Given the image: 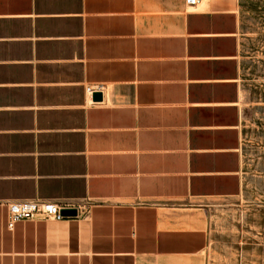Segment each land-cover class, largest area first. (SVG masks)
<instances>
[{
    "label": "crops",
    "instance_id": "1",
    "mask_svg": "<svg viewBox=\"0 0 264 264\" xmlns=\"http://www.w3.org/2000/svg\"><path fill=\"white\" fill-rule=\"evenodd\" d=\"M239 27V0H0V264H205L242 188ZM26 200L77 213L9 228Z\"/></svg>",
    "mask_w": 264,
    "mask_h": 264
},
{
    "label": "rangeland",
    "instance_id": "2",
    "mask_svg": "<svg viewBox=\"0 0 264 264\" xmlns=\"http://www.w3.org/2000/svg\"><path fill=\"white\" fill-rule=\"evenodd\" d=\"M242 188L208 210L205 264H264V0H239Z\"/></svg>",
    "mask_w": 264,
    "mask_h": 264
},
{
    "label": "built area",
    "instance_id": "3",
    "mask_svg": "<svg viewBox=\"0 0 264 264\" xmlns=\"http://www.w3.org/2000/svg\"><path fill=\"white\" fill-rule=\"evenodd\" d=\"M201 0H184L187 7H194L200 3ZM86 92L89 99L92 101L95 92H101L100 86L88 85ZM6 207V224L9 228H13L14 224L20 220L32 219L39 217L45 220H62L68 216L60 213L61 207L56 203L44 201H15L5 204Z\"/></svg>",
    "mask_w": 264,
    "mask_h": 264
},
{
    "label": "water",
    "instance_id": "4",
    "mask_svg": "<svg viewBox=\"0 0 264 264\" xmlns=\"http://www.w3.org/2000/svg\"><path fill=\"white\" fill-rule=\"evenodd\" d=\"M102 99V93L101 92H95L93 94V100L98 101ZM60 213L64 216H74L77 213V210L75 208H61Z\"/></svg>",
    "mask_w": 264,
    "mask_h": 264
}]
</instances>
